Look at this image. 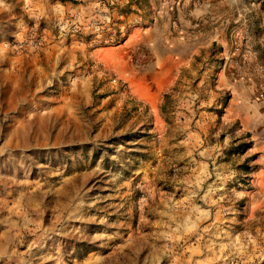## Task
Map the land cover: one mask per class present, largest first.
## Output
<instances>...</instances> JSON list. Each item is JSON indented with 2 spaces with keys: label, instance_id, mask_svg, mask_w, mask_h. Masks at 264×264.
Returning <instances> with one entry per match:
<instances>
[{
  "label": "rangeland",
  "instance_id": "rangeland-1",
  "mask_svg": "<svg viewBox=\"0 0 264 264\" xmlns=\"http://www.w3.org/2000/svg\"><path fill=\"white\" fill-rule=\"evenodd\" d=\"M184 1L0 0V264H264V164Z\"/></svg>",
  "mask_w": 264,
  "mask_h": 264
},
{
  "label": "crops",
  "instance_id": "crops-1",
  "mask_svg": "<svg viewBox=\"0 0 264 264\" xmlns=\"http://www.w3.org/2000/svg\"><path fill=\"white\" fill-rule=\"evenodd\" d=\"M185 0L180 38L190 51L217 45L218 87L227 92L226 119L247 130L264 164V0Z\"/></svg>",
  "mask_w": 264,
  "mask_h": 264
},
{
  "label": "bare ground",
  "instance_id": "bare-ground-1",
  "mask_svg": "<svg viewBox=\"0 0 264 264\" xmlns=\"http://www.w3.org/2000/svg\"><path fill=\"white\" fill-rule=\"evenodd\" d=\"M110 56H112L111 53H109ZM141 95L147 97L148 96V93L144 90V89H141ZM63 216V215H62Z\"/></svg>",
  "mask_w": 264,
  "mask_h": 264
}]
</instances>
